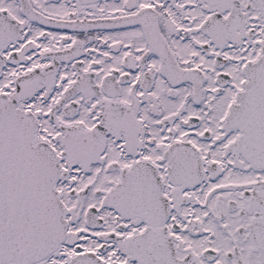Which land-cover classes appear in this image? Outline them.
<instances>
[{
    "label": "snow or ice",
    "instance_id": "6c2138e0",
    "mask_svg": "<svg viewBox=\"0 0 264 264\" xmlns=\"http://www.w3.org/2000/svg\"><path fill=\"white\" fill-rule=\"evenodd\" d=\"M0 264H264V0H0Z\"/></svg>",
    "mask_w": 264,
    "mask_h": 264
}]
</instances>
